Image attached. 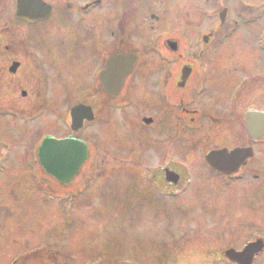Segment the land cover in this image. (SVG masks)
<instances>
[{
    "label": "flooded vegetation",
    "instance_id": "flooded-vegetation-1",
    "mask_svg": "<svg viewBox=\"0 0 264 264\" xmlns=\"http://www.w3.org/2000/svg\"><path fill=\"white\" fill-rule=\"evenodd\" d=\"M39 1L49 13L30 22L16 16L18 0H0V26L11 36H0V196L4 197L0 253H5L0 264H67L56 246L30 245L32 221L45 229L52 206L58 212L62 204L103 207L100 211L131 207L123 223L128 233L136 234L132 237L141 248L146 235L141 208L161 213L178 206L164 193L183 188L185 176L196 177L195 171L177 161L179 136L195 146L194 138L201 134L208 142L204 158L215 151L251 150L250 159L229 178L208 167L203 158L197 170L207 179L202 188L253 179L251 185L256 181L264 190V156L258 155L264 153V137L253 140L246 129L248 111L264 113V1L235 0L233 7L225 5L212 13L204 8L196 14L209 21L223 12V22L207 24L208 32L195 38L194 28H179L178 21L167 23L166 13L144 12L145 0H81L74 6L68 0ZM231 41L233 47L227 50ZM183 42L199 48L195 58L180 66ZM173 45L178 46L176 52ZM130 55L136 57L130 73H122L127 66H117L122 72L109 68L111 59ZM184 68L188 77L182 81ZM163 133L171 142L169 158L162 154ZM48 139L85 145L86 155L84 159L80 155L69 182H57L51 173L59 171L39 162V150ZM132 141L138 142L142 158L131 159ZM152 148L155 156L148 163ZM54 185L60 190L57 200L51 194ZM188 217L180 215L170 222L182 229L173 248L153 249L159 264H195L190 259L195 254L193 242L185 238ZM84 218L80 215L77 221ZM204 220L198 219L200 226ZM46 228L50 233L51 227ZM199 241L203 248L196 254H207L208 260L215 255V261L197 264H236L227 259V249L207 253L210 247ZM259 256L263 253L255 260Z\"/></svg>",
    "mask_w": 264,
    "mask_h": 264
},
{
    "label": "rangeland",
    "instance_id": "rangeland-1",
    "mask_svg": "<svg viewBox=\"0 0 264 264\" xmlns=\"http://www.w3.org/2000/svg\"><path fill=\"white\" fill-rule=\"evenodd\" d=\"M80 1L68 0L69 3L73 4L72 6L78 5ZM255 1L261 4L264 0ZM234 4L235 0H209L208 3H206V0H145L141 6L147 14L151 12L156 14L166 13L164 17L166 22L175 24L178 21L179 28H194L193 38H195L198 33L208 32V29H206L207 24L212 26V24L218 22L215 18L208 21L204 14H196L197 12H205L204 8L209 7V11L212 13L221 10L225 5L233 7ZM180 13L182 16H180ZM177 18L179 19L176 20ZM183 24L187 25L184 26ZM213 28L211 27V29ZM0 36L4 38L11 37L10 32L4 30L1 26ZM229 43L227 44V50L233 47V41ZM198 48L196 43L188 46L183 42L179 46L178 57H183L179 65H183L186 59L191 60L198 53ZM228 56L231 55L228 54ZM147 71L153 72L149 68H147ZM136 141L131 142V159L142 158V153L136 147L138 144ZM161 141L166 145L162 149V154H168L169 158L171 142L168 141L167 143L164 133ZM191 142L190 139L179 136L176 142V150L179 154L177 161L181 166L187 165L191 171L193 170L200 175L197 176L196 174L195 178H189L190 181H188L189 179L186 180L185 176L183 187L186 186L187 189L181 191V188H179L174 198L176 199L175 204L177 203L178 206H168L161 213H156L153 209L141 208L140 219L146 220L142 224L146 235L143 236V246L141 248H137L139 245L138 239L132 237V235L136 237V234L128 233L125 223H123L127 215L130 214L131 207H106L100 211L103 207L94 210L88 207L74 206L73 204H71V207L62 204L63 208L58 212L53 211L54 206H52L49 214L51 221L46 222L45 229L38 224L39 221L33 220L30 231L32 230L34 242L30 245L36 247L56 246L66 255L64 257L67 264H159L161 260L153 253V249H158L160 246L173 248L174 242L179 240L176 239L179 234L177 231L181 232L182 229H180L179 223L170 224V222L180 215H188L189 217L185 220L192 221L190 223L188 221L190 226L184 230H188L189 233V235H186L187 237L185 236L186 240L189 238L190 243L193 242L191 246L195 254H191L190 259L195 264L204 263V260L205 263L215 261V255H210V260H208L207 254H196L198 250L203 248L198 245L200 239H203L207 243V247H210L211 250L207 253L211 252V254H216L220 249H242L246 243L258 238L264 241V190L262 186H256V181L255 184L251 185V182H254L253 179H249L248 182H241L240 179H237L233 180L237 182L231 185H223L219 188H208L207 186L202 188V184L206 183L207 179L197 170H200L203 165V150L206 147L208 148V142H203L201 134L195 136V146L191 145ZM258 155L263 157L264 153ZM154 156L152 148L147 153L148 163L153 160ZM144 158L145 156H143ZM165 159H167V156ZM19 176L20 179L26 180L24 177L26 175L19 173ZM145 178L148 180V174L145 175ZM44 181L51 183V181L45 179ZM51 194L56 197L55 200L59 199V187L54 185ZM1 198L4 197L0 196ZM169 203L172 204V202ZM80 215L85 216L82 223L77 221ZM155 215H159L155 218L158 221L156 227L153 219ZM54 217L57 220L59 219V222H53ZM203 217H206L205 220ZM150 218L153 219L152 222L149 220ZM199 218L200 222L205 221L204 226L199 225ZM37 220L44 221V218ZM47 224L51 227L50 233L46 231ZM136 233L139 235L140 232L137 231ZM53 238H56V240H53ZM40 241H43L44 244H39ZM180 246L178 245V247ZM4 254L0 253V256ZM180 257L182 256L180 255L178 258ZM257 262L264 264V255Z\"/></svg>",
    "mask_w": 264,
    "mask_h": 264
},
{
    "label": "water",
    "instance_id": "water-1",
    "mask_svg": "<svg viewBox=\"0 0 264 264\" xmlns=\"http://www.w3.org/2000/svg\"><path fill=\"white\" fill-rule=\"evenodd\" d=\"M46 10V11H45ZM49 12L41 2L35 3L30 0H18V17L29 20L43 19ZM173 51H176V46L173 45ZM134 57H123L119 61L113 63L110 69L115 71H121L117 66H127L124 68V75L129 72L134 62ZM188 77L187 69L182 71V81H185ZM73 121L75 122V110L72 111ZM77 122L74 123V125ZM246 128L247 133L252 139L264 137V113H257L255 111H249L246 115ZM79 154V155H78ZM80 155L84 159L86 155V148L78 142L65 141L55 142L52 139H48L44 142L39 150V162L42 166L52 167L55 173H51V176L58 182H67L75 175L74 172L77 169L78 160L80 161ZM252 156L249 149H236L231 153L226 150L211 152L206 156V163L210 168L221 172L226 176L234 174L241 165H243L246 159ZM79 157V158H78ZM50 167V168H51ZM50 168H47L50 171ZM176 183V181H171ZM263 248L262 242L248 245L242 253H235L234 251L227 252V255L233 261L239 264H252L254 255L261 252Z\"/></svg>",
    "mask_w": 264,
    "mask_h": 264
}]
</instances>
